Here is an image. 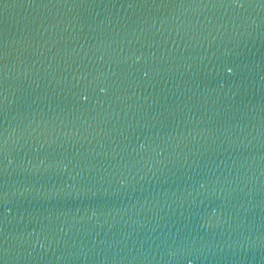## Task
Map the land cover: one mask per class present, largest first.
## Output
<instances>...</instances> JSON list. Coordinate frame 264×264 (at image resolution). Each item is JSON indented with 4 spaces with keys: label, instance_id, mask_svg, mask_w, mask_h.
Masks as SVG:
<instances>
[{
    "label": "water",
    "instance_id": "95a60500",
    "mask_svg": "<svg viewBox=\"0 0 264 264\" xmlns=\"http://www.w3.org/2000/svg\"><path fill=\"white\" fill-rule=\"evenodd\" d=\"M43 2L0 0V264H264V0Z\"/></svg>",
    "mask_w": 264,
    "mask_h": 264
},
{
    "label": "snow or ice",
    "instance_id": "6c2138e0",
    "mask_svg": "<svg viewBox=\"0 0 264 264\" xmlns=\"http://www.w3.org/2000/svg\"><path fill=\"white\" fill-rule=\"evenodd\" d=\"M32 4H40L45 8L50 3H45L43 0H30ZM67 0H65V3ZM223 6V5H221ZM8 43L0 38V112L8 110V87L5 85L8 84L9 77L11 75V70L8 69V64L5 61H8ZM229 72L232 71L231 68L228 69ZM2 137V134H0ZM8 145V139L0 138V154L5 152V148Z\"/></svg>",
    "mask_w": 264,
    "mask_h": 264
}]
</instances>
